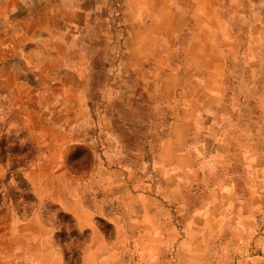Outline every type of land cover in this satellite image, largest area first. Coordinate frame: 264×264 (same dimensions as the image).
Returning <instances> with one entry per match:
<instances>
[{"label": "rangeland", "instance_id": "374dc122", "mask_svg": "<svg viewBox=\"0 0 264 264\" xmlns=\"http://www.w3.org/2000/svg\"><path fill=\"white\" fill-rule=\"evenodd\" d=\"M124 2L0 0V264H264V0Z\"/></svg>", "mask_w": 264, "mask_h": 264}, {"label": "trees", "instance_id": "16d2710c", "mask_svg": "<svg viewBox=\"0 0 264 264\" xmlns=\"http://www.w3.org/2000/svg\"><path fill=\"white\" fill-rule=\"evenodd\" d=\"M0 164H5L6 162L10 163L11 166L8 170V175L5 180H0V218L4 215L5 209L4 205H11L13 207L15 213L19 217L30 216L34 210L33 205L36 204V198L33 196L31 192V188L21 175V173H17V170L22 168L21 165L25 162L26 158L23 157L21 159L18 158L17 154H15L14 149L9 148L7 146L5 152L3 151V144L0 145ZM10 149V151H8ZM12 182V184H10ZM52 212H44V219L46 220V214L50 215ZM63 219H68L66 222L69 225L70 235L79 239L81 244H83V240L79 237V232L75 226L74 220L68 214H64L60 212L56 217V223H64ZM63 230L61 233H56L55 240L63 237ZM65 262L68 263V256L64 253Z\"/></svg>", "mask_w": 264, "mask_h": 264}, {"label": "crops", "instance_id": "0c3cea01", "mask_svg": "<svg viewBox=\"0 0 264 264\" xmlns=\"http://www.w3.org/2000/svg\"><path fill=\"white\" fill-rule=\"evenodd\" d=\"M180 4H181V0H125L124 2L125 9L127 10V12L138 13L137 15L138 25L143 24L142 19L144 18L143 16L144 11H156L157 10V12H161L162 10H167L170 12V14H172L173 5H174V9H176L177 7H179ZM154 22L155 20H151L148 26H153L154 24H157L158 27L161 26L160 20L157 23H154ZM175 32H176V29H175V26H173L170 28L169 32H166V35H169L170 37H172V35H174ZM182 137L186 138V135ZM165 147H169V150H171L172 154H174L176 157L177 165L173 168V171L180 172L184 176L185 181H188V178L191 177L192 175L191 173H193L194 164H193L192 158L188 155V153L183 152L184 150H186L185 146L181 145L179 147H176V145L173 144L171 136H170L168 139L163 141V143H161L160 149H164ZM91 237L93 238L98 237V235L96 232H92Z\"/></svg>", "mask_w": 264, "mask_h": 264}]
</instances>
